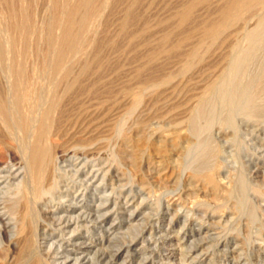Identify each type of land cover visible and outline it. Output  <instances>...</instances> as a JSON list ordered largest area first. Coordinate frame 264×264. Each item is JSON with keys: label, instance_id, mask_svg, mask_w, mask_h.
<instances>
[{"label": "rangeland", "instance_id": "1", "mask_svg": "<svg viewBox=\"0 0 264 264\" xmlns=\"http://www.w3.org/2000/svg\"><path fill=\"white\" fill-rule=\"evenodd\" d=\"M68 1L69 0H0V11L3 14V17L5 15L4 13L8 14V18L6 17L7 20H5L7 29H10L12 24H15L14 21L18 23V19L16 20V17L19 11L26 13L30 18L29 23L32 22L33 24H31L33 26L37 24L38 27L36 25L35 26L36 28H39V25L44 27L46 22H48L49 16L53 15V13H59ZM70 1L71 2H68V5L77 0ZM197 1L198 0H95L94 4L97 6L100 5L101 11L97 16L98 21L96 20L94 22L91 37H94L95 40L98 38L97 41L101 40V42L96 44L99 45V47L95 46L92 50H89L87 57L82 59L83 61L81 60V63H87L90 68V73H93V78L99 79L94 81L93 79H89V81H86L83 86L91 88L93 86L94 89L102 90L104 93L106 91V95L104 93L101 94L99 91L100 94L97 93L98 96L94 99L85 100L82 105V109L86 107L87 110L91 111L93 107L96 111V115L94 117H97V122L102 120L104 121V124L106 123L105 125L112 123V121L116 119V122H119L116 123L118 131H124V133L127 134H131L133 132L135 124H141L145 120V122H147L144 123L147 127L145 128L146 135L150 138V141L156 142L158 141L157 135L152 133H155V130L157 129H159L162 133L168 131L170 126L168 128L167 126L170 125L169 123L173 122V120L171 122H167L166 120L160 119L162 118L161 116H164V114L167 115L165 109L164 111L159 110L156 113L152 112L149 114L150 112L144 108V104L142 105V109L140 108L137 112L132 114L130 113L129 115L126 111L127 109H125L128 108V105L125 107L122 103L125 104L127 94L130 91L140 90L142 92L144 91L143 93L146 94L150 91V87H152L151 90L157 89V87L154 88L155 85L158 86L159 89L169 87L168 91L171 88H175L177 91L185 89L188 90V98L183 97L182 95L177 97L176 95L174 96L176 101L173 99L175 102L182 101L181 105L182 103L185 105L196 97V95L204 88L203 86L205 84L215 83L217 85L222 81L221 79L227 78L232 62L239 57H243L245 59L244 72L246 73H244L245 76H242L243 83L250 85H253L254 83V88V86L261 80V74L264 73V25L261 27L258 26L259 21L264 18V0H259L258 2L256 1V6L248 11H244L242 10V7L241 9L238 7L240 11L242 10V19L239 22L232 24L213 41L204 37L205 27L208 28L218 24V22H220L219 20H222L223 12L232 6L235 0H213V2L211 1L203 7L198 6ZM104 3H106V6L103 5ZM188 10H191L189 20L192 19L194 23L192 20H190V22L188 20L185 24L186 28H184L185 25L179 26V21L182 15ZM1 12L0 16H2ZM195 12L197 14H195ZM10 17H12V21L9 19ZM176 21L178 22L176 23ZM7 22L10 24H7ZM196 24L199 26L197 29L195 28ZM238 25L241 26L239 27ZM191 26L194 29H192ZM200 28L202 31H199ZM194 31H196L197 34ZM132 33L134 35H132ZM194 33L197 36L193 35ZM250 33H252L254 37L256 35V37L255 40L248 43L246 40L248 34ZM123 34H125L124 39ZM226 34L229 35V38H227ZM33 36L34 35L29 38V41L32 42H30L31 47L27 49L29 52L27 53L29 55L25 53V55L29 56V59L28 56L24 55L23 57H27L25 61L23 60V57L20 60L21 63H23V61L25 63H29V65H26L28 63L22 64V67L24 68L23 70L29 71L25 73L28 76L30 75L29 77L27 76L28 78H31L32 74L33 77L34 74L36 76L39 74L41 75L39 78H41L44 73L41 78L42 80L38 79V75L37 80L36 77L33 79L34 82L35 80L37 82L32 83L33 85L38 84L37 87L36 85L33 86L35 89H38L41 83L40 90L43 91L46 90V84L49 82V76L47 74L45 75L44 70L47 65L46 67L43 66L45 63L43 62L41 55L35 54L33 49L31 50L32 44L34 43L33 39L35 38V36L34 38ZM167 36L168 39H164ZM176 37L178 38L176 39ZM200 37L202 38L200 39ZM179 40L180 43L181 40H185L181 47L182 50L178 49L170 51L168 54L166 51L171 49L174 45H177ZM191 44L194 45L192 46ZM216 45L218 47H216ZM183 46H185V48H183ZM167 47L169 48L167 49ZM202 49L204 51H202ZM192 50L195 51V60H193L194 62L192 64H188L190 60H187L189 59V53H191ZM213 50L215 51L213 52ZM216 50L218 51L217 53ZM31 51L33 52V55L35 54L34 56L31 55ZM96 52H98V56L95 54V57L93 58V54ZM180 54L182 56H180ZM30 55L33 57H30ZM35 56L39 59H36ZM196 57H201L199 59L203 61V65L205 66L202 64L201 66H197L196 62L198 61V58ZM30 58H33L34 60H31ZM90 59L92 60L90 61ZM36 61L38 64H34ZM207 61L209 62L207 63ZM96 62L98 63L97 65ZM180 63H183V68ZM187 64L191 65V67L188 68L186 66ZM33 65H40V67L38 66L39 69H37L36 67H33ZM228 65L229 67L227 69ZM27 66L28 68H25ZM41 66L44 67V70H42ZM31 67H33V69L35 68V70H40L38 71L39 73L37 72L36 74V71L33 69L32 72H35H30ZM77 69L78 65H74L72 70L77 72L79 70ZM224 69L226 74L224 73ZM175 71H177V74H175ZM199 73L203 76L201 77ZM171 74L174 75L172 76ZM205 75L207 77H205ZM44 76H46L48 80L46 77L44 79ZM104 77L105 79L107 77V79L105 80ZM148 79L149 81H147ZM217 79H220L221 81H218ZM262 79L264 84V78ZM28 80L30 81V79ZM39 80L41 82H39ZM168 81L171 83V86L164 87L162 83ZM154 82H157V84ZM42 83H44V85ZM106 83H108L109 86L106 85ZM172 83H175V85L178 84L177 87ZM259 95L257 94V98H255V101L258 104L255 102L256 105L250 112L254 113L250 115L248 114L247 116L240 110V108L236 107L230 110L224 107L220 104L218 97L216 95L215 97L212 95L210 97L212 100H208L209 103L206 107V115L210 117V121H212L211 126H209L208 129L204 128V119L200 120L202 123L199 121L197 123V126L201 127L199 130L200 133L198 135V140H200L201 143L203 142L202 144L204 148H201L200 151L197 150L186 157L182 161L180 167L177 168L178 170H175L173 174L170 173V170H168L167 167H163V169L166 170H163L162 168H160V170L157 167H148L146 163H144L145 161H142L141 164L138 165V169L135 171L129 165L128 156L126 154L123 155L124 153L120 148L121 142L117 141V136L115 141V139H113L115 135H110V133L108 134L107 128H104L100 135L101 137H103V135H110V137H108L109 139L106 138L105 143L101 144L95 139L90 142L91 145L94 144L90 146V148H93L96 145L95 147L97 151L99 150L97 152L98 156H102V159L98 156L89 157L84 166H81L82 163H79V166L81 167L77 166L75 168V165L78 163H75L73 159H70V157L75 151V153H78L79 155L81 154L79 149L73 148L76 146H72L76 145L75 142H78L79 138H73L74 140L71 141L69 140V137H64L66 138L65 140L62 138L60 143L63 145L65 144L64 148L68 149L70 154L68 153L69 155L67 154L63 157L64 162L60 161L59 164H57L55 176L58 179V185L101 186L96 189L94 188L95 190L90 189V192L88 191L86 193V197L84 198H81V194L76 195V201L80 202V204L73 205V208L67 200H65L66 202L60 201V206L69 210V213L72 215L79 213L80 207H82L83 211H88L91 215H94V209L97 206L96 204H98V196H102L103 193L104 188L102 186H108V192L106 194L110 192V189L117 188L113 194V199L121 201V204L119 201L118 208L112 212L111 205H104L101 207L102 209L100 208L97 211V215L106 214L105 217L103 216L101 218L104 228L111 225V228L114 229L113 233L117 236L119 235L120 237V240L118 241H109V243H107L108 235L104 234V237H106L105 241L102 243L106 252H104V261H109L113 258V260H110L112 264H140V260L145 257L149 259L145 264H156L157 260L159 261V256L163 257L167 255L165 250H170V252H172L173 259L174 257L175 259H179L182 257V254L184 255L188 253L189 248L195 247H198L195 252L197 258L190 263L188 261L189 264H264V106H262L264 104L260 102L261 100L264 102V91ZM32 96L34 95L32 94ZM124 96H126L125 100ZM176 97L177 99L179 98V100H177ZM94 100L96 101L94 102ZM158 101L163 104L166 99L160 97L158 98ZM112 102L115 105H113ZM95 103L97 105H95ZM181 105H178L177 107L179 108L176 107V109L179 110L183 108V105ZM109 106L112 108L110 109ZM261 106L263 108H260ZM81 111L82 110L80 109V112ZM124 111H126V113ZM73 112L74 111H71L70 113L68 112V114L66 113V118L64 117L65 120L67 118H73L74 116L68 117V115H73ZM75 113H77V111L74 112V114ZM116 115H118V117ZM251 115H254V117ZM174 118V122L181 121L180 116H175ZM176 119L178 121H175ZM118 124H120V126H118ZM153 126L155 128L154 130L152 128ZM181 126V128H185L184 126L186 125L182 124ZM99 145L103 146L100 147ZM4 152L6 151H0V177L3 176L6 180H0V204L4 203L5 205V207L2 206L5 208L3 211L4 215L3 217H0V264H33V261L34 264H36L33 256H30V259L27 256H23L25 237L19 230L21 225V220H19L21 195L18 192L17 182L13 178V173L17 169L20 173L24 172L23 168L25 165H23L24 163L21 164L23 158L20 157V154L16 153V161L14 160L12 162L9 161V158L6 156L7 154ZM125 158H127L128 161H126ZM94 161H96V164ZM208 161L210 163H208ZM9 162H11V165ZM207 163L210 166H207ZM129 167H131V169ZM208 169L214 170L216 179L222 188L226 189L227 187L228 189L230 187L229 190H231V196L230 198L224 200V202L222 201V204L221 201L217 204L216 201H213L212 196L208 191H206V194L201 187L195 185V183L192 184L189 180L191 172H204ZM99 170L104 172L100 173V176L97 179H93L90 175H88L90 171L92 173H96V171ZM165 173H167V175ZM79 175L81 177H79ZM89 179L90 181L87 183V180ZM3 181H5L6 184L2 183ZM27 185H30V183ZM121 186L125 187V189ZM10 188L11 190H9ZM64 190L65 189L62 188V191ZM117 192L118 194L115 195ZM127 194L130 199H133V204H125L124 197ZM90 198H96V200L93 199L92 201ZM170 199H175V204H172L173 202H170V204ZM181 200L182 202H179ZM109 211L111 213H109ZM131 214H133V216L129 218ZM41 217H45V220L40 221V230L43 229L47 232L45 237L39 236L40 242H43L42 245H46V242L49 244L51 241L59 242V234L49 231V227H53L54 225L52 220H50L52 217L49 213H42ZM48 223L49 226L47 227L46 225H48ZM32 226H35L34 222L32 223ZM32 229L34 228L32 227ZM150 229H152V231ZM100 230L101 229L97 227L95 230L96 232H90L88 228V234L83 232L85 239L88 240V242H86L87 245L83 248L78 246L74 247L72 243L68 244V247H64L65 253L80 257L82 252H84L89 256V258H92L91 252H93L96 248L98 249L101 247V241L99 240L100 237L97 236L99 235L97 233H101ZM31 233V239L33 240L34 230H31ZM131 239L133 240L129 246L128 242ZM157 240V244L155 243L156 245H154V242ZM107 244L108 250L105 247ZM120 245H124L123 248L121 246V251L117 250ZM152 247H156L157 249H153ZM77 248L80 250L75 251L74 249ZM128 249L129 253L127 254L126 251ZM28 260H30V262ZM93 262L95 263L94 260L92 263ZM157 264H164V262H157Z\"/></svg>", "mask_w": 264, "mask_h": 264}, {"label": "bare ground", "instance_id": "2", "mask_svg": "<svg viewBox=\"0 0 264 264\" xmlns=\"http://www.w3.org/2000/svg\"><path fill=\"white\" fill-rule=\"evenodd\" d=\"M211 1L213 2V0H198L197 5L203 7L204 5H207L208 3H210ZM256 1L258 2L259 0H235L234 4L232 6H230L229 8H227L223 12L222 20H219L220 22H218V24L210 26L208 28L205 27V29H204V35L205 36L204 37L208 38V40L210 39L211 41L216 39L222 32L227 30L232 24L237 23L242 19V17H241L242 16V14H241L242 10L248 11L251 8H254L256 6V3H257ZM68 2H71V1L69 0ZM68 2L59 11V13H53V15L49 16L48 22H46V24L44 23L45 24L44 27L42 25H41L42 27L39 25V28H36L37 24H35L36 26L35 25L33 26L32 25L33 23L31 21L30 22L32 24L29 23L30 18L28 17V15L26 13L19 11L17 13V17H16V20L18 19V23H16V21H14L15 24L14 25L12 24L11 28L7 29L5 20H7L8 14L3 12L5 14L3 17L2 12L0 11L1 15H2V16H0V151L1 150L6 151L4 153L7 154L6 156L9 158V161L13 162L15 160L16 153L20 154L21 155L20 157H22L24 160V162L22 160V163H21V164L24 163L23 165H25V167L23 168L24 172L20 173V171H18V169L15 171L16 173L12 172L14 174L13 178L17 182L18 192L21 195L20 196V211H19V215H20L19 220H21V225H20L19 230L24 234V237H25L23 256H25V257L27 256V257H29V259H30V256H33L35 258L36 264H112L110 260H113V258L110 259L109 261H104L105 260L104 254L106 253L105 248H103V245H102V243L105 241V238H106V237H104L105 236L104 234L108 235V238H107L108 242L107 243H109V241H118V240H120V237H119V235L117 236L113 233L114 229L111 228V225L107 228L106 227L104 228V225L101 222V218L103 216L105 217L106 214L105 215H97L98 214L97 211L104 205H111L112 206V208H111L112 212H113V210H116L118 208L120 200L117 201V199H113V194L115 193V190L117 188L116 189H114V188L110 189V192L108 194H106L108 192V189H107L108 186L107 185L102 186L104 188L103 193H102V196H98L99 197L97 199L98 204H96L97 206L94 209L95 210L94 215H91V213L88 211H83L82 207L79 208V210H80L79 213L72 215L69 213V210H66L62 206H60V204H61L60 201L66 202L65 200H67L73 208V205L80 204V202L76 201V197H77L76 195L81 194V198H84V197H86V193L88 191L90 192V189H94V188L96 189V188L101 186V185H96V186H94V185H58L59 182H58L57 177L55 176L56 175L55 170L57 168V164H59L60 161L64 162L63 157L69 153V150L64 148L65 144L63 145L62 143H60L61 139L64 137H69V140L71 141V140H74L73 138H79L78 142L75 139L76 145H72V146H76L73 148L79 149L81 151V154L79 155L78 153H75L76 152L75 151L74 153H72V156L70 157V159H73L75 163H78L77 165H75V168L77 166H79V163H82L81 166H84L89 157L98 156L97 152L99 150L97 151V149L95 147L96 145L94 146L95 148L94 147L90 148V146L94 145V144H92V145L90 144L91 141H94V139H95L97 142L102 144V143L106 142V138L110 137V135H115L113 139H115L117 136V141H120L121 145H122V146L120 145V148L122 149V151L124 153L123 155L126 154L128 156L129 165L135 171H136V169H138V167H139L138 165H140L142 161H145L144 163H146V165L148 167H157L159 169L160 168L163 169V167H167L168 170H170V173L173 174L175 172V170H178L177 168L180 167L182 161L186 157H188L191 153H194L197 150L200 151L201 148H204V146L202 144L203 142L201 143V141L198 140V135L200 133L199 130L201 127L197 126V123H198V121L200 122V120L204 119V123H205L204 128L208 129L209 126H211L212 121H210V117H208L206 115V107L208 106V103H209L208 100L211 99L210 97L212 95L215 97V95H216L218 97L220 104L223 105L224 107L230 109V110L237 107V108H240V110L244 114H246V116L248 114L249 115L253 114L254 112L253 113H250V112L252 109H254V106L257 103L255 101V98H257V94L258 95L260 93L262 94V92L264 91V84H263V79H262V78H264V73L261 74L262 75L261 80L254 86V88H253L254 83H253V85L243 83L242 76H245L244 73H246V72H244V70H245L244 69L245 68V66H244L245 59L243 57L236 58L230 66L227 78L221 79L222 81L219 79L221 82H219V84H217V85L215 83L205 84L203 86L204 88L196 95V97H195V95H194L195 93H194L193 95L195 98L193 100L190 99L191 100L190 102L187 101L188 103L185 105H183V103H182L183 108H181L179 110H177L176 107L178 105H181L182 101L181 102L180 101L175 102L176 100H175L174 96L177 95V97H179L180 95H182L183 97L188 98L189 97L187 95L188 90H185V89L181 90L180 89L179 91H177L175 88L170 87L171 89L168 91L169 87L165 88V89H159L158 86L155 85L154 88L157 87V89L151 90L152 87H150V91H149V88H148L149 84H148L147 88H148L149 92H147L146 94L143 93L144 91L142 92L140 90H138V91L133 90L134 92L130 91L127 94V97L124 96V100L126 97L125 104L122 103L123 106H125V107H126V105H128V108H125V109H127L126 111H127V113H129V115H130V113L132 114V113L137 112L138 110H140V108L142 109L143 108L142 105L144 104V108H146L147 111L150 112L149 114H151L152 112L156 113L159 110L164 111V109H165L167 115L164 114V116H161L162 118H160V119L166 120L167 122H171L173 120V122L169 123L170 125L167 126V128L170 126L169 130L167 129L168 131L165 130L166 132L162 133L159 129H157V130H155V133H152V134L157 135L158 141H156V142L150 141V138L147 137L146 131H145V128H147V127L145 126L146 124H144L147 122H145V120H144V122H142L143 121L142 120L141 124H135L133 132L131 134L124 133V131L119 132L117 125H116V123H119V122H116V119H115L118 117V115H116L117 117L114 116L115 120H113L112 123H108L107 125H105L106 123L104 124V121H102V120L97 122V117H94L96 115V111L93 109V107H92L91 111L87 110L86 107L82 109V107H83L82 105L84 104L86 99H88V100L94 99L96 96H98L97 93H99V94H100V92H101V94L104 93V92H102V90L94 89L93 86H92V88L83 86V84L86 81H89V79H93V81H94V80H98L99 78H97V79L93 78V73H90V68L88 67L87 63L86 64L83 62L81 63V60L87 57V53L89 52V50H92L95 46L99 47V45H96V44H99V42H101V40L97 41L98 38H96L97 40H95L94 37H91L94 22L97 20V16L99 15V13L101 11V6L95 5L94 4L95 0H77V1H74V3H70L69 5H68ZM103 5L106 6V3H104ZM120 5H121V3H120ZM238 7H240V9L242 7L243 9L240 11L238 9ZM103 10H104V8H103ZM257 10H260V9H257ZM190 11L188 10L182 15V17L180 18V21H179V26H183L188 22L190 14H191ZM216 13H218V12H216ZM195 14H197V13L195 12ZM263 14H264V12H263ZM9 16H10V14H9ZM248 16H249V14H248ZM194 17H196V16H194ZM11 18L12 17H10L9 19H11ZM190 20H192V19H190ZM190 20H189V22H190ZM11 21H12V19H11ZM177 22L178 21H176V23ZM192 22L194 23L193 20H192ZM8 23L9 22H7V24ZM262 25H264V18H262L258 23L259 27H261ZM127 27H129V26H127ZM197 27H199L198 24H196L195 28L197 29ZM184 28H186V25ZM127 29H129V28H127ZM192 29H194V28L192 27ZM119 31H120V29H119ZM199 31H202L201 28L199 29ZM185 32H188V31H185ZM194 32H196V31H194ZM233 32H231V33H233ZM134 33H136V32H134ZM196 34H197V32H196ZM196 34L194 33L193 35H196ZM202 34H203V32H202ZM32 35H34L35 38L33 36L34 43L32 44L31 50L33 49V52L35 54L41 55L43 62L45 63V65H43V64H41V65H43L45 67L47 65V67L45 69L47 71H45L43 69L44 67L41 66L42 70H44V72H45V75L47 74L49 76V80L47 79L46 76H44V79L46 77V79L49 82H47V84H46V90H43V91L40 90L41 89V83H40V85H39L40 87H38V89H35L33 87L36 84H34V85L32 84L34 82L33 79H35L34 77H36V80H37V76L39 75V74H37V72L40 71L37 69H39L40 65H38L39 67L37 65L36 66L33 65V67L37 68L36 70H35V68L33 69V67H31L30 72H32V69H33L36 71V74H37V76L34 74V77L32 74L31 78H28L30 75L28 76L25 74L26 72H29V71L23 70L24 68L22 67V64L25 63L24 61L27 58V57H23V56L25 55V53L26 54L29 53L27 49L31 47L30 46L31 41H29V38H31L30 36H32ZM124 35L125 34H123V39H124ZM128 35H129V33H128ZM132 35H134V34L132 33ZM196 36H195V38H196ZM126 37H127V35H126ZM255 37H256V35H255ZM255 37L252 33H250V34H248L246 41L248 43H251L253 40H255ZM145 38H147V37H145ZM177 38L178 37H176V39ZM201 38L202 37H200V39ZM227 38H229V35H227ZM227 38H226V40H227ZM126 39H128V38H126ZM164 39H168V36L165 37ZM190 39H192V38H190ZM184 41L185 40H183V41L181 40V43H180V40H179V42H177L178 44L175 42L177 45H174L171 49H168L169 47H167L168 50L166 52L169 54L170 51L181 49ZM208 43H210V42H208ZM194 44H191V45L193 46ZM222 46H224V45H222ZM260 46H261V44H260ZM262 46H263V44H262ZM216 47H218V46L216 45ZM183 48H185V46H183ZM227 49H228V47H227ZM202 51H204V50L202 49ZM214 51L215 50H213V52ZM33 52L31 55H33ZM182 52H184V51H182ZM217 52L218 51L216 50V53ZM177 53H176V56H177ZM95 54H97V56H98V52L93 54L94 55L93 58L95 57ZM28 55H25V56H28ZM31 55H30V57L34 56V55L31 56ZM38 55H36V56H38ZM146 55H147V53H146ZM189 55H190V57L187 61L190 60L188 62V64L189 63L192 64L194 62L193 60H195V51L192 50L191 53H189ZM36 56H35V58L39 59ZM180 56H182V55L180 54ZM22 57L24 58L23 63H21V60H20ZM184 57H186V56H184ZM184 57H182V58H184ZM178 58H179V56H178ZM196 58H198L197 59L198 61L196 60L197 61L196 65L197 66L198 65L201 66V64L203 65V61L199 59L201 57H196ZM28 59H29V56H28ZM157 59H159V58H157ZM206 59H208V58H206ZM31 60H34V59L32 58ZM91 60L92 59H90V61ZM38 62H40V61H38ZM98 62H100V61H98ZM208 62L209 61H207V63ZM26 63H28V62H26ZM183 63H180V64L182 65ZM205 63H206V61H205ZM34 64H38L37 61ZM97 64L98 63L96 62V65ZM188 64L186 66L188 68H190L191 65H188ZM26 65H29V63ZM74 65H78L79 70L77 69L78 70L77 72L72 70ZM92 66H94V65H92ZM203 66H205V65H203ZM181 67L183 68V65ZM228 67H229V65L227 66V69H228ZM25 68H28V66ZM96 69H97V67H96ZM180 69H178V70H180ZM197 70H199V69H197ZM91 71H92V69H91ZM199 71H201V70H199ZM34 72H32V73H34ZM224 73L226 74L225 69H224ZM175 74H177V71H175ZM43 75H44V73H43ZM43 75H42V77H43ZM143 75H145V74H143ZM40 76L41 75L38 76V79L42 80L41 79L42 77L39 78ZM200 76L202 77L203 75L200 74ZM147 77H149V76H147ZM205 77H207V76L205 75ZM219 77H220V75H219ZM28 79H30V81ZM104 79H105V77H104ZM106 79H107V77H106ZM36 80H35V82H37ZM40 80H39V82H41ZM152 80H153V78H152ZM46 81H45V83H46ZM147 81H149V79ZM190 81H191V79H190ZM42 84L44 85V83H42ZM155 84H157V82ZM162 84L164 85V87L165 86L166 87L171 86V83H169V81L165 82V83L163 82ZM172 84L175 85V83H172ZM201 84H203V83H201ZM37 85H36V87H37ZM106 85H108V83H106ZM177 85H175V86L177 87ZM105 88H107V87H105ZM103 89H104V87H103ZM192 89H190V90H192ZM106 90H108V89H106ZM105 93H106V91H105ZM32 94L34 96H32ZM109 94H110V91H109ZM160 97L161 98L163 97L164 99H166V101L163 102V104L161 102L159 103V101H158V98H160ZM177 97H176V99H177ZM96 100H94V102ZM177 100H179V98ZM260 102L264 104V102L262 100ZM85 104H87V103H85ZM112 104H113V102H112ZM95 105H97V104L95 103ZM113 105H115V104H113ZM111 106H109L110 109L112 108ZM262 106H264V105H262ZM262 106L260 108H263ZM177 108H179V107H177ZM80 109L82 110L81 112H80ZM75 110L77 111V113L74 114V112H76ZM100 110H103V109H100ZM71 111H74L72 113L73 115H68V117L74 116L73 118H71L73 120H71L70 118L69 119L67 118L65 120V118H66L65 114L66 113L68 114V112L70 113ZM126 111H124V112L126 113ZM139 112H141V111H139ZM102 113H103V111H102ZM112 115H114V114H112ZM121 115H123V114H121ZM100 116H101V114H100ZM106 116H108V115H106ZM175 116H180L181 121L180 122H174ZM251 116L254 117V115H251ZM104 118H105V116H104ZM175 121H178V120L176 119ZM200 123H202V122H200ZM166 124H164V125H166ZM182 124L186 125V126H184L185 128H181ZM220 125H221V123H220ZM118 126H120V124H118ZM186 127H188V128H186ZM104 128L105 129L107 128L108 134L110 133V135H108V136L103 135V137H101L100 136L101 131ZM152 128H153V130L155 129L154 126ZM153 130H151V131H153ZM65 139L66 138H64V140ZM109 141H111V140H109ZM115 141H116V139H115ZM103 145H106V144H103ZM103 145H99V146L102 147ZM100 151H102V150H100ZM119 153H120V151H119ZM78 155L81 157H79ZM98 157H100V156H98ZM100 158H97V159H100ZM125 159H126V161H128L127 158H125ZM19 160H20V158H19ZM209 161H208V163H210ZM94 162L96 164V161H94ZM9 163L11 165V162H9ZM14 163H16V162H14ZM208 163H207V166H210V165H208ZM7 164H6V166H7ZM2 165H3V163H2ZM81 166H79V167H81ZM10 167H9V171H10ZM93 167H94V163H93ZM131 167H129V168L131 169ZM140 168H141V166H140ZM209 168H211V167H209ZM12 169H14V168H12ZM83 169H86V168H83ZM212 169H213V167H212ZM212 169H208L204 172H201V171L200 172L199 171L191 172L189 175V180L192 182V184L195 183V185H198L199 187H201L205 193H206V191H208L210 193V195L212 196L213 201H216L217 204L220 201L222 204V201L224 202V200H226L227 198H230L231 190H229L230 187L228 189H227V187H226V189L222 188V186L218 183V181L216 179V174H215L214 170H212ZM100 170L96 171V173H92L90 171L88 175H90L91 178H93V179H97L100 176V173L104 172V171L101 172ZM148 170H150V169H148ZM163 170H166V169H163ZM58 171H60V170H58ZM165 174L167 175V173H165ZM79 177H81V176L79 175ZM9 178H10V175H9ZM0 180L2 181L5 179L2 176V177H0ZM5 181H3L2 183L6 184ZM89 181H90V179L87 180V183ZM28 183H30V185H27ZM121 187H123V186H121ZM62 188L65 189L64 190L65 192L62 191ZM123 189H125V187H123ZM9 190H11V188ZM120 191H121V189H120ZM204 192H203V194H204ZM117 194H118V192L115 195H117ZM172 195H176V194H172ZM177 195H178V193H177ZM118 196H120V195H118ZM122 198H123V196H122ZM90 199L92 201H93V199L96 200V198H90ZM176 199H178V198H176ZM174 200L170 199L169 203L173 202L172 204H175ZM124 201H125V204H133V202H134L133 199H130L128 194L124 197ZM141 201H143V200H141ZM179 202H182V200ZM62 204H64V203H62ZM120 204H121V201H120ZM2 206L5 207L4 203L0 204V217H3V215H4L3 211L5 210V208ZM13 207H14V205H13ZM93 207H94V205H93ZM42 213H49V215L52 217V219H50V218L49 219L52 220L54 225H53V227L50 226L51 228L49 227V231L59 234V237H58L59 242L51 241V242H49V244H48V242H46L47 243L46 245H42L43 242L42 243L40 242L39 236L45 237L46 233H47L43 229L40 230V228H41L40 227V221L45 220V217H41ZM109 213H111V212L109 211ZM132 216H133V214H131L129 216V218ZM33 222L35 223V226H32ZM46 226L48 227L49 223ZM32 227L34 229H32ZM97 227H99L101 229L100 230L101 233H97V234H99L97 236L100 237L99 240L101 241V245H100L101 247H99L98 249L96 248L95 250H93V252H91L92 258H89V256L87 254H85L84 252H82L80 257H76L75 255H68L65 253L64 247L67 246L68 244H71V243L73 244L74 247L78 246V247L84 248L85 245H87L86 242H88V240L85 239L83 232L88 234V232H89L88 228H89L90 232H96L95 230L97 229ZM131 227H132V225H131ZM131 227H129V228H131ZM31 230H34V238H33L34 242L31 239L32 238ZM150 230L152 231V229H150ZM41 231H42V233H41ZM161 239H162V237H161ZM132 240L133 239H131L128 242L129 246H130V243L132 242ZM149 241H150V239H149ZM157 242H158V240L156 242H154V245H156ZM163 243H164V241H163ZM124 245L118 246L117 250H120L121 246L123 248ZM107 246H108V244L105 246L106 249L108 250ZM193 246H195V245H193ZM155 248H153V249H155ZM197 248L198 247L189 248L188 253L184 254V255L182 254V257L179 259L178 258L175 259V257L173 259L172 252H170V250L169 251L165 250L166 251L165 253H167V255L163 256V257L159 256L158 257L159 261L157 259L156 260H157V262H160V263L164 262V264H186V263H188V261L190 263L195 258H197V255L195 254V252L197 251ZM74 250L76 251V250H80V249L77 248ZM126 253L127 254L129 253V249L126 251ZM71 257H72V259H71ZM106 257H107V255H106ZM156 257H157V255H156ZM109 258H111V257H109ZM151 258H153V257H151ZM93 260L95 261V263L94 262L92 263ZM147 260H149L147 257L142 258V260H140L141 262H139V263L145 264L147 262ZM28 261L30 262V260H28ZM157 262H156V264H157ZM33 264H34V261H33Z\"/></svg>", "mask_w": 264, "mask_h": 264}]
</instances>
